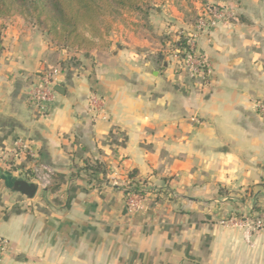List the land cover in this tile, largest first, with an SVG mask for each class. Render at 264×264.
<instances>
[{
  "label": "crops",
  "instance_id": "1",
  "mask_svg": "<svg viewBox=\"0 0 264 264\" xmlns=\"http://www.w3.org/2000/svg\"><path fill=\"white\" fill-rule=\"evenodd\" d=\"M236 12L198 31L156 7L148 29L123 27L90 52L62 49L22 17L0 20V235L12 245L2 264H264V229L236 218L264 200V1ZM180 33L195 37L206 78L181 71ZM49 69L60 74L42 116L28 95ZM18 139L53 172L33 199L8 186L35 183L32 159L1 162ZM96 162L109 182L83 169ZM133 171L148 192L131 215L121 190Z\"/></svg>",
  "mask_w": 264,
  "mask_h": 264
},
{
  "label": "trees",
  "instance_id": "2",
  "mask_svg": "<svg viewBox=\"0 0 264 264\" xmlns=\"http://www.w3.org/2000/svg\"><path fill=\"white\" fill-rule=\"evenodd\" d=\"M144 0H0V20L11 17L13 12L24 18H34L36 25L44 29L62 49L90 52L95 49L109 47L107 36L112 26L106 25L105 16H114L115 11H141ZM180 50H185L186 43L176 44ZM83 169L91 178L102 175L104 182L108 171L100 163H85ZM138 172L128 175L122 194L125 200L131 194L144 196L148 190L145 182L137 179ZM14 182L9 188H13ZM261 213L260 209H258ZM252 217V216H251ZM239 220L245 221L241 215Z\"/></svg>",
  "mask_w": 264,
  "mask_h": 264
},
{
  "label": "built area",
  "instance_id": "3",
  "mask_svg": "<svg viewBox=\"0 0 264 264\" xmlns=\"http://www.w3.org/2000/svg\"><path fill=\"white\" fill-rule=\"evenodd\" d=\"M230 17L229 13L225 9L209 8L205 11V14L200 17L197 23L198 31H207L212 27L228 22ZM186 43L185 50H180L176 47L175 58L178 61V65L183 72H187L192 77L206 78L208 73V66L206 60L196 51L195 37L193 35H185L180 33L178 35L176 44ZM60 71L57 69H49L43 71L38 75L28 95V102L39 113L44 116L46 114L47 107L52 103L55 95V85L58 81ZM89 107L91 113L95 117L102 114L105 106L104 100L97 95H91L89 97ZM257 113L264 116V102L256 104ZM31 158L33 161L32 179L39 186V189H47L51 186L53 180L52 170L37 162L34 152L30 145L24 139H18L15 143V148L9 151L1 157V162L5 164L8 170H12L14 164L12 161H17L21 158ZM144 196L131 194L126 200L128 212L132 215L140 211L143 207ZM235 222L232 220L231 222ZM254 232H258L264 229V217L253 221L252 225L246 224ZM12 250L11 242L0 235V264L3 259L9 255Z\"/></svg>",
  "mask_w": 264,
  "mask_h": 264
},
{
  "label": "rangeland",
  "instance_id": "4",
  "mask_svg": "<svg viewBox=\"0 0 264 264\" xmlns=\"http://www.w3.org/2000/svg\"><path fill=\"white\" fill-rule=\"evenodd\" d=\"M244 0H144L143 4H141V11L131 12V11H123L117 10L114 13V16L106 15L105 21L106 25H111V31L108 34L107 43H109V39L120 32V29L126 27L128 29H140V28H149V14L154 12L156 7H164L167 5L176 7L182 14L187 16V19L192 23H198V20L202 15L205 14V11L209 8H217V9H225L228 11L230 17L228 21L232 20L236 16L238 17V13L236 12V8L243 2ZM264 1V0H261ZM235 8V9H234ZM14 17H21L19 13L13 12L11 17L2 19L5 21H9ZM24 18V17H22ZM28 23H31L38 27L39 30L44 31L43 28L36 25L35 19L26 17L24 18ZM5 22L0 24L2 27ZM178 37V36H177ZM51 38V37H50ZM52 39V38H51ZM59 46V45H58ZM60 47V46H59ZM174 47L176 50V42L174 43ZM261 213L259 212V210ZM250 216L245 217V224H251L256 219H261L264 217V200L253 201V209L250 211Z\"/></svg>",
  "mask_w": 264,
  "mask_h": 264
},
{
  "label": "water",
  "instance_id": "5",
  "mask_svg": "<svg viewBox=\"0 0 264 264\" xmlns=\"http://www.w3.org/2000/svg\"><path fill=\"white\" fill-rule=\"evenodd\" d=\"M57 91L63 92L62 88H58ZM39 186L36 183H28L24 180H18L14 183L13 190L15 192L21 193L26 196L28 199H33L36 195Z\"/></svg>",
  "mask_w": 264,
  "mask_h": 264
}]
</instances>
